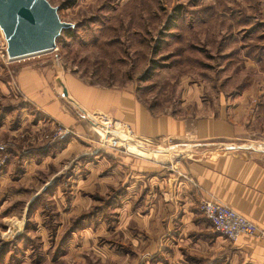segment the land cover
<instances>
[{
    "label": "rangeland",
    "instance_id": "374dc122",
    "mask_svg": "<svg viewBox=\"0 0 264 264\" xmlns=\"http://www.w3.org/2000/svg\"><path fill=\"white\" fill-rule=\"evenodd\" d=\"M48 1L59 8L62 21L75 25L62 33L55 51L10 62L0 31V264H169L157 258L149 231L112 207L113 191L79 192L77 184L89 186L80 182L89 174L73 175L75 158L53 163L57 149L50 160L40 156L39 165L27 166L19 157L82 134L60 124L74 134L51 146L42 141L59 123L26 116L17 96L18 66L49 59L60 72L75 73L87 85L131 88L158 114L202 118L210 114L203 105L217 111L221 93L232 104L253 80L262 85L264 67L246 58L255 56L253 44L264 43V31L258 30L263 38L257 40L246 24L264 22V0ZM250 4L259 11L253 16L248 11L246 17ZM94 115L98 121L106 116ZM114 121L113 128L124 130L125 124ZM256 127L254 139L263 142L264 123ZM98 130L89 126L85 136L99 151L111 152L101 147ZM150 144V150H157V144ZM116 152L155 163L159 158L151 152ZM183 154L177 150L173 155Z\"/></svg>",
    "mask_w": 264,
    "mask_h": 264
},
{
    "label": "crops",
    "instance_id": "0c3cea01",
    "mask_svg": "<svg viewBox=\"0 0 264 264\" xmlns=\"http://www.w3.org/2000/svg\"><path fill=\"white\" fill-rule=\"evenodd\" d=\"M254 7L250 4L243 8L246 17L248 11L250 16L259 11L258 6ZM246 25L248 29L260 26L258 38V30L264 31L263 19ZM253 45L257 60L255 56L246 59L264 67V43L258 40ZM53 63L39 59L18 66L16 80L21 92L17 96L24 103L21 109L31 120L41 116L82 135L61 141L51 150L19 156L27 166L37 164L40 156L50 160L57 149L60 152L51 158L53 163L75 158L78 162L73 175L82 176L84 170L89 174L80 181L89 186L77 184L79 192L113 191L117 196L112 207L122 210L128 222L148 230L152 247L157 243V258L169 264H264V238L243 236L230 243L198 210L201 198L213 197L264 230V138L263 142L254 139L258 134L256 126L264 123V78L261 86L255 79L249 87L242 88L232 104L221 93L217 111L203 105L202 109H209L210 114L190 119L173 113L158 114L129 87L87 85L75 73L60 72ZM64 87L77 105L64 97ZM79 111L109 116L157 144V163L147 161L145 156L135 158L110 149L111 152L99 151L85 136L90 124L80 118ZM177 150L184 153L179 163L171 160ZM44 163L40 162V166ZM180 174L194 180L200 189Z\"/></svg>",
    "mask_w": 264,
    "mask_h": 264
},
{
    "label": "built area",
    "instance_id": "2783aa9c",
    "mask_svg": "<svg viewBox=\"0 0 264 264\" xmlns=\"http://www.w3.org/2000/svg\"><path fill=\"white\" fill-rule=\"evenodd\" d=\"M82 118H84L90 126L101 131L100 145L102 148L122 151L127 154H136L139 153L136 151H143L155 153V155H157V151L150 150L151 142L147 138L136 135L126 125L120 123L123 125L124 130L115 129L112 126L113 122L116 123L113 119L111 120L109 117L105 116L102 120L98 121L96 115L89 114L86 111H82ZM46 131L47 130H44V132ZM69 134H74V131L57 124V127L50 130L49 134L44 133L42 141L51 146ZM2 149L4 148L2 147ZM133 149L135 150L132 151ZM173 149L175 148L171 147V150ZM261 151L264 152V149H261ZM173 159L177 160L176 162L179 163L181 157L173 155ZM180 176L200 189L194 180L182 174H180ZM198 210L212 224L215 232L230 243L236 242L243 236L264 238L263 229L213 197L201 198L198 203Z\"/></svg>",
    "mask_w": 264,
    "mask_h": 264
},
{
    "label": "water",
    "instance_id": "95a60500",
    "mask_svg": "<svg viewBox=\"0 0 264 264\" xmlns=\"http://www.w3.org/2000/svg\"><path fill=\"white\" fill-rule=\"evenodd\" d=\"M74 28L48 0H0V31L11 62L55 51L62 33ZM63 95L77 105L65 87Z\"/></svg>",
    "mask_w": 264,
    "mask_h": 264
},
{
    "label": "trees",
    "instance_id": "16d2710c",
    "mask_svg": "<svg viewBox=\"0 0 264 264\" xmlns=\"http://www.w3.org/2000/svg\"><path fill=\"white\" fill-rule=\"evenodd\" d=\"M221 1V0H220ZM227 6H225L224 8H226ZM210 7L209 6H207L206 8H205V10H204V12H210V9H209ZM223 8V9H224ZM208 15V14H207ZM226 16L227 14L225 13V14H223V16ZM208 16H210V14L208 15ZM224 16V17H225ZM228 16V15H227ZM260 26H255V27H253L251 30H250V33H252V34H257V29L259 28ZM263 37H259V39H262ZM257 39H258V37H257ZM255 47V46H254ZM264 50V49H263ZM261 57V56H260Z\"/></svg>",
    "mask_w": 264,
    "mask_h": 264
}]
</instances>
